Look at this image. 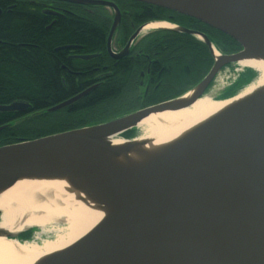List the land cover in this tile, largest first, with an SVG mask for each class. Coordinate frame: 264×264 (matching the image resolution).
I'll return each instance as SVG.
<instances>
[{"label": "water", "instance_id": "obj_1", "mask_svg": "<svg viewBox=\"0 0 264 264\" xmlns=\"http://www.w3.org/2000/svg\"><path fill=\"white\" fill-rule=\"evenodd\" d=\"M55 1L110 8L114 17L106 49L114 59L126 55L141 33L142 28L131 36L123 53L114 55L111 41L120 21L115 4L103 0ZM125 1L194 19L234 40L241 51L221 55L199 33L176 27L162 30L200 37L210 50L214 64L201 83L175 100L101 125L0 147V179H13L33 171L54 150L65 148L76 161L68 168L58 166L54 172L80 173L103 193L125 198L118 214L59 264H264V104L252 103L241 108L142 177L110 173L85 152V148H90L104 156L117 157L122 152L108 148L109 142L136 140L124 139L122 135L137 131V125L152 112L180 111L209 96L205 92L217 73L229 65H237L247 55L244 41L264 49V0ZM43 13L62 17L51 11ZM92 89L46 112L68 107ZM242 89L225 99L216 96L211 99L225 101ZM190 92H193L190 100L183 101ZM29 109L28 104L15 102L0 106V113L25 114ZM7 126H1L0 132ZM83 129L94 133L90 138L76 136ZM32 231L39 229L17 231L0 227V239L25 243L20 237Z\"/></svg>", "mask_w": 264, "mask_h": 264}, {"label": "trees", "instance_id": "obj_2", "mask_svg": "<svg viewBox=\"0 0 264 264\" xmlns=\"http://www.w3.org/2000/svg\"><path fill=\"white\" fill-rule=\"evenodd\" d=\"M11 5L0 0V106L20 102L28 104L31 112L25 116L0 113V127L8 125L0 132V147L90 127L181 95L193 89L214 64L203 43L171 32L151 34L136 49L158 60L151 69V78L160 82V86L156 90L151 87L148 96L143 97L139 74L146 68L144 61L125 58L113 67L106 53L111 25L107 11L91 8L87 12L80 6H72L70 14L52 24L53 19L26 0L8 9ZM130 9L129 16L124 17L126 22L120 26L121 32H130V20L144 22L152 17L136 5ZM181 17L184 27L205 33L219 53L231 55L240 50L228 36ZM70 46L80 47V54L98 53L101 57L88 62L68 60L71 52L60 48ZM95 64L108 67L101 72L110 73L103 84L73 105L47 113V109L91 86Z\"/></svg>", "mask_w": 264, "mask_h": 264}, {"label": "bare ground", "instance_id": "obj_3", "mask_svg": "<svg viewBox=\"0 0 264 264\" xmlns=\"http://www.w3.org/2000/svg\"><path fill=\"white\" fill-rule=\"evenodd\" d=\"M173 29L169 24L151 23L142 33ZM244 47L247 55L237 65L258 76L237 95L216 101L210 94L187 109L156 110L137 125L140 136L136 140L109 142L108 148L122 152L119 156H104L90 148H85L86 154L110 173L142 177L241 108L252 103L263 105L264 49L245 41ZM192 94L183 101L190 100ZM93 133L83 129L75 134L90 138ZM141 142L146 144L139 145ZM75 161L69 149L58 148L39 161L35 170L13 179H0V227L39 229L32 242L0 239V264H59L121 210L124 197L103 193L80 173L54 172L58 166L68 168ZM41 237L45 239L37 243Z\"/></svg>", "mask_w": 264, "mask_h": 264}, {"label": "flooded vegetation", "instance_id": "obj_4", "mask_svg": "<svg viewBox=\"0 0 264 264\" xmlns=\"http://www.w3.org/2000/svg\"><path fill=\"white\" fill-rule=\"evenodd\" d=\"M7 1L12 3V5L8 7V9H11L14 6L13 5L14 3L19 2V1L21 2L22 0H7ZM26 1H27V3L29 5H31V7H33V8L34 7H37L39 9H41L42 13L44 11H51V12H54V13L61 14L62 17H60V18H63L65 14H70L71 13L72 6H80V7L83 8V10H85L87 12H90L91 11V8H102L105 11L112 12V14L109 15L110 16V20H111L110 28H111L112 23H113V17H114L113 16V11L110 8L106 7V6H98V5H94V6H90V5H86V6L85 5H74V4H69V3L55 1V0H26ZM93 1H97V0H93ZM103 1L112 2L113 4L116 5V7L118 8V10L120 12V21H119V24L117 26V29H116V31H115V33L113 35L112 41H111V51H112V53L114 55H120L121 53H123L124 50H125V47H126L127 43L129 42V39L131 38V36L137 30H139L141 28L143 30L148 24H151V23H165V24H169V25L173 26L174 28L175 27L176 28H182L184 30H188V31H192V32H195V33H199V34L205 36L208 39V37H207V35L205 33L200 32V31H197V30H192V29L186 28V26L184 27V23H183L184 22V19H183V17H181L182 15H179L177 13H174V12H171V11H167V10H164V9H161V8H158V7H155V6H151V5L137 3V2H131V1H125V0H103ZM135 5L138 8L142 9V10L145 9L146 11H148L152 17L149 18V19H147V20H145L144 22H142V21L134 22L133 20L132 21L130 20V22H128V25L130 26V32L129 31L128 32L127 31L121 32L119 29H120V26H122V23L125 21L124 20L125 15L126 16H129L130 11H131L130 8L134 7ZM0 14H1V10H0ZM46 16H48L51 19H53L52 20V24L55 23V20L56 19H60V18H55V17L49 16V15H46ZM142 30H141V33H142ZM109 31H110V29H109ZM148 32H150V33H148ZM148 32H146L148 34H146L143 37L140 36V34H141L140 33L139 36L135 40L132 41L129 49L127 50V54L124 55V56H122L119 59H114L112 56H110L108 54V52H107V49H106L107 55L109 56L110 60L113 62V64H112L113 67H116L117 66V63L119 61L125 59V58H129V59H140V61H144L143 64H145V67L146 68H145V70L141 71L140 74H139V77H140L139 87H140V89H142L140 91V93L143 94L142 95L143 97H147L148 96L151 87H153V90H156L157 87L160 86V82H155L151 78V69L153 68V65L158 62V60L157 59H151L148 55L143 54L141 52V50L136 49L137 46L141 43L142 40H144L146 37L150 36L151 34L160 33V32L176 33V32H172V31H162V30H151V31H148ZM108 34H109V32H108ZM176 34H182V35H185L187 37H190V38H192V39H194V40H196V41H198L200 43H203L200 37H196V36H193V35H186V34H183V33H176ZM107 38H108V35H107ZM107 38H106V44H107ZM60 50H68V51H70L71 53L69 54V56L67 57V59L68 60H71V61H75L76 60V61L88 62V61H92V60H95V59H99L101 57L98 53L89 54V55H87V54L86 55L80 54V52H79L80 47H72V46H70L68 49H64V47H62V48H60ZM83 56H95V57L92 58V59H89V60H82V59L79 58V57H83ZM153 58H155V57H153ZM95 66L96 67L93 68V71H94V73L96 75L91 80V82H89V85H91V86L88 88V89L93 88L91 91H93L95 88H97L100 84H103V82L105 81L104 79L106 77L110 76V73H101V72H105L106 70H108V67L107 66L98 67L97 64H95ZM206 75L203 77V79L206 77ZM203 79H201L197 83V85L199 83H201V81ZM197 85H195V86H197ZM210 85H209L208 89L205 92L206 95H208L207 93H208V90L210 88ZM88 89H86V90H88ZM189 91H186L185 93H183L181 95H178V96L169 98L168 100L161 101L160 103H164V102H168V101H171V100H175V99H177V98L185 95ZM83 92H81V93H83ZM81 93H79V94H81ZM86 96H84V97H86ZM83 98H81V99H83ZM157 104H159V103H156V104H153V105H149V106L144 107V108L137 109V110L132 111V112H130L128 114L137 112L139 110H143V109L148 108V107H151V106H155ZM30 112H31V107L27 111V113H25V114L24 113H16V114L25 116V115H28ZM128 114H125V115H122V116H118L116 118H113V119L108 120L106 122L98 123V124L93 125V126H97V125H101V124L110 122L112 120L121 118V117L126 116ZM136 136H137V131L136 130H133V131H130V132H126V133H124L122 135V137L125 138V139H133V138H136ZM34 233L35 232L32 231L31 233H28L29 234L28 236H27V234H25L24 237H26V236L27 237H26V239H23V241L24 240L25 241L30 240L31 237H32V235ZM22 238H23V236L20 237V239H22Z\"/></svg>", "mask_w": 264, "mask_h": 264}, {"label": "rangeland", "instance_id": "obj_5", "mask_svg": "<svg viewBox=\"0 0 264 264\" xmlns=\"http://www.w3.org/2000/svg\"><path fill=\"white\" fill-rule=\"evenodd\" d=\"M107 12L109 15L112 14V12H110V11H107ZM148 33H150V32H148ZM148 33L143 32L140 34V36L143 37ZM240 51H241V47H240V50L238 52H240ZM221 55H223V54H221ZM257 76H258V74L255 71L250 70V69H246V68L243 69L236 64L231 65L229 67H225V68L221 69L217 73V75L214 77L207 94L215 95L216 98H218V99L220 97L222 98L223 96L228 95V94H235L240 89L246 87L247 85H249L253 81H255ZM240 79H242L243 82H239ZM141 90L142 89H140V91ZM139 136H140V132L137 129L136 138ZM36 234H38V231L32 235L31 239L28 242L34 241L35 238H37ZM49 238H51V237L49 236ZM43 239H45V237L38 238L37 243H39V241H41Z\"/></svg>", "mask_w": 264, "mask_h": 264}]
</instances>
